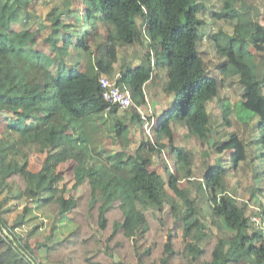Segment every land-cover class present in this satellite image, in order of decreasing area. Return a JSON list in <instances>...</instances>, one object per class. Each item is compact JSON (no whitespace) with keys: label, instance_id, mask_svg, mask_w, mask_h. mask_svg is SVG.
<instances>
[{"label":"trees","instance_id":"1","mask_svg":"<svg viewBox=\"0 0 264 264\" xmlns=\"http://www.w3.org/2000/svg\"><path fill=\"white\" fill-rule=\"evenodd\" d=\"M233 1L214 12L203 0H38L42 10L0 0V264H264V227L252 220L264 225V22L249 21L246 41L238 9L264 0ZM207 12L237 21L213 35L227 58L217 68L242 89L235 103L200 50ZM101 73L130 90L129 108L107 111ZM150 81L169 99L149 116L154 138L138 128ZM215 99L228 125L234 114L252 126L246 140L214 131ZM178 126L205 159L217 154L212 165L196 167ZM101 133L118 147L100 148ZM235 172L248 201L227 190ZM11 198L23 204L12 223Z\"/></svg>","mask_w":264,"mask_h":264},{"label":"rangeland","instance_id":"2","mask_svg":"<svg viewBox=\"0 0 264 264\" xmlns=\"http://www.w3.org/2000/svg\"><path fill=\"white\" fill-rule=\"evenodd\" d=\"M49 1H57V0H49ZM206 5H208V9L214 12H220L225 4L233 5L234 1L233 0H203ZM46 3V1L44 2ZM242 6L239 7L238 9H242L241 11V19L240 22H242L244 25L242 27V31L244 33V37L247 40H250L252 37V33L249 27V21L252 20H259L261 22H264V10L261 8L260 11L257 10V6L255 5H250L248 1H241ZM247 5L249 8H246ZM36 6L39 8L44 7L42 2H38L36 0ZM263 7V6H262ZM206 20L208 22L207 26L203 30L202 33V39L200 41V50L202 52V55L204 57V60L208 63V66L211 70L212 74H218L223 76L225 78V87L223 89L222 96L224 97V100L231 101L232 103H235L239 100L241 97V92L242 89L239 88V81L238 78L235 77L233 74L228 71V74H223L222 71L217 68V64H221L223 62L227 61V58L225 55L221 54L218 51V43L214 39L213 35L220 34L218 33L219 31H222L223 34L226 35H232L234 33V29L236 26L237 21L233 20H225V19H216L211 12H207L206 15ZM45 35V32L40 36ZM219 36V35H218ZM220 37V36H219ZM220 42L225 43V40L223 39V35L221 34L220 37ZM251 42V40H250ZM42 49H47L48 43L44 42L42 40L41 44L39 45ZM129 56L131 58V61L133 64H138L139 58L143 55V49L141 48L140 45L136 44L133 47L129 48ZM164 59H166V56H163ZM103 67V66H102ZM104 68V67H103ZM264 70V69H263ZM105 74V73H104ZM129 82V80H127ZM128 86H130V83H127ZM146 94H147V106L141 109V113L143 116L146 118L151 116V115H160L163 113V108L164 106L168 103V100L164 98V93L161 90V85L153 82H148L146 85ZM211 109V114L213 116L214 120V131L217 132L218 135L222 134L220 126L226 127L230 131H236L239 135L240 138H243L246 140V138L251 134L250 130L252 129V126L249 123H243L237 120L236 116L231 114V118L234 122V125H228L226 120L223 119V108L221 107V103L219 100L215 99L211 103L210 106ZM107 119V116L104 117ZM104 119V120H105ZM148 123L138 126V128H142L144 130H148L149 134L154 138L155 134L153 133V130L151 129V125ZM97 128H101L102 125L100 123L96 124ZM140 131V129H138ZM176 142L177 143H182V144H187L189 148L192 149V152L196 156V167L201 170L205 166L204 161H207L208 166L212 165L216 159H217V154L214 156H211L208 159L204 158V150L200 144L195 142L192 138L189 137L188 131L186 130L185 127L178 126L176 129ZM135 140H138L139 137L137 135L134 136ZM98 146L100 148H105L107 150H113L118 147L117 142L115 141L114 137H110L106 134L101 133L99 135V141H98ZM239 152H241L242 148L238 146ZM203 164V165H202ZM62 169H64V172L66 173V182L69 186V188L73 192H78L79 187L77 184L74 186L73 182L76 180V174L77 171L72 167V164L69 163V165H65ZM76 172V174H75ZM239 177V173L235 172L234 176L231 177L229 182L226 183L227 190L232 192L233 194H236L237 199L240 201H248L249 194L247 191H244L243 188L238 187L237 184V179ZM17 191H14L13 194H17ZM69 191L66 192V196H68ZM16 204V205H15ZM250 207L253 208V205L249 202ZM5 207H11L14 206L13 210L10 211L9 215V221L12 223V220L17 216V214L22 210L23 204L18 201L17 199L11 198L9 201H7L4 205ZM40 257H43L45 249L41 248L39 251H37Z\"/></svg>","mask_w":264,"mask_h":264},{"label":"built area","instance_id":"3","mask_svg":"<svg viewBox=\"0 0 264 264\" xmlns=\"http://www.w3.org/2000/svg\"><path fill=\"white\" fill-rule=\"evenodd\" d=\"M99 82L102 88L103 99L107 102V111L111 110L114 106H118L120 110H126L133 103L130 90L128 88L120 87L116 80L101 73L99 76ZM142 117L144 124H150L151 120L149 117L146 118L143 115ZM252 220L256 225L264 227L261 217L253 215ZM0 233H5V229H0Z\"/></svg>","mask_w":264,"mask_h":264}]
</instances>
